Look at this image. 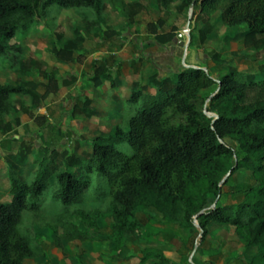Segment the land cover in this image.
<instances>
[{
	"label": "trees",
	"instance_id": "trees-1",
	"mask_svg": "<svg viewBox=\"0 0 264 264\" xmlns=\"http://www.w3.org/2000/svg\"><path fill=\"white\" fill-rule=\"evenodd\" d=\"M156 2L163 11L178 3L180 13L194 4L196 19L203 24L199 30L202 44L218 13L228 28L246 25L245 47L264 53V0ZM53 5L90 10L95 24L105 22L108 6L130 17L145 8L140 0H0V55L11 68L33 76L27 65L40 66L33 57L23 58V45L14 39L18 34L27 35L36 19L48 16ZM162 24V19L151 22L150 33L162 44L173 43L176 28L159 33ZM75 34L76 39L68 40L57 52L58 58L70 60L85 42L80 29H75ZM219 57L217 52L215 59ZM92 66L95 85L106 79L112 88L118 86L116 69L97 63ZM75 81L72 77L65 84ZM215 85L219 89L203 100L209 101L208 108L201 109V92ZM150 87L155 90L150 92ZM38 88L33 80L20 78L15 84L0 80V125L9 130L7 116L31 111L24 100L18 107L15 96L40 104L44 94ZM130 100L140 103L139 109L114 133L95 136L91 151L79 153L80 141L73 151L48 147L28 177L21 171L31 158H37L32 146L22 141L17 152L6 155L12 198L0 201V264H24L26 259L46 256L42 235L33 226H24L27 213L34 222L53 230L60 248L64 240L98 241L99 222L110 217L107 243L115 258L130 237L145 230L140 214L151 208L165 224L180 226L191 235L202 234V243L222 228L233 226L239 237L256 249L248 264H264V72L261 77L231 69L217 79L203 67H188L164 77L151 76L148 84L135 87ZM92 103L88 95L81 96L72 116L93 117L97 111ZM241 170L251 171L255 183L239 190L243 195L239 203L219 205L224 186ZM50 189L51 201L45 206V193ZM78 223L86 230L79 229ZM141 263L181 264L156 247L142 250Z\"/></svg>",
	"mask_w": 264,
	"mask_h": 264
},
{
	"label": "rangeland",
	"instance_id": "rangeland-1",
	"mask_svg": "<svg viewBox=\"0 0 264 264\" xmlns=\"http://www.w3.org/2000/svg\"><path fill=\"white\" fill-rule=\"evenodd\" d=\"M137 0H126L133 3ZM145 8L130 17L128 14H120L108 6L106 20L102 24L94 23L92 11L86 9H62L53 5L48 8V16L36 19L27 35L18 34L14 40L23 45L25 55L23 58H35L40 66L28 64L34 74L27 76L20 70L9 66V61L0 55V80L16 83L22 80H33L39 84L38 91L44 94L40 104H33L28 97L15 96L18 107L22 101L30 102L31 111L26 115L28 121L23 122L15 115L11 118V127L0 125V201H9L12 198L11 185L7 175L6 155L18 151L21 142L30 144L37 158H31L26 167L21 171L23 177H28L36 170L38 162L43 157L46 148H58L60 151L69 149L73 151L77 141H85L91 144L93 136L101 129L108 131L122 120L126 122L130 115L140 107V103L127 100L135 81L141 79L145 82L155 69H171L179 71L182 68L196 65L204 67L213 77L219 78L231 69L242 73L263 77L264 53L247 49L244 45L245 26L228 28L220 20L217 13L212 20L213 29L205 43H200L199 30L203 27L196 17L198 9H186L178 12V3H174L168 10H161L153 0H140ZM193 12L191 31L189 35L185 27ZM162 19L163 24L158 30L165 31L176 28L183 33L184 45H180V39L176 36L173 43L160 45L151 36L147 35L151 30L149 24L152 21ZM75 29H80L86 36V40L79 44L78 50L70 60L58 58L57 52L68 40L76 39ZM121 48L123 58L135 54L139 72H128L125 81H121L119 87L113 89L109 81H102L95 85L92 81L94 75V63L104 67L111 64L116 67L112 51ZM220 57L215 59V54ZM176 56V58H174ZM102 57V59H100ZM184 60V61H182ZM106 64V65H107ZM173 72V71H172ZM170 72V73H172ZM169 73V74H170ZM72 77L76 81L65 84ZM219 87L213 86L204 90L198 99V106L206 110L209 101L203 103L208 96L213 95ZM48 90V93L46 91ZM153 92V91H152ZM133 93V92H132ZM132 93H130L132 95ZM91 97L98 109H113L116 104L123 106L122 116L113 113L110 118H92L85 116L73 117L70 109L81 97ZM39 108L41 110H39ZM120 112V111H119ZM213 114V113H212ZM78 118L84 121L77 120ZM121 123V124H122ZM91 136V137H89ZM86 145V144H84ZM238 149V145L234 144ZM92 146L87 145L79 149L91 151ZM251 171H238L230 178V182L224 186V195L218 201L219 205L239 203L243 195L239 191L244 185L255 183ZM52 190L45 193V206H49ZM145 224V230L139 236L130 237L120 256L111 257L112 251L107 243V237L111 232L112 219L103 218L99 222L98 241H63V247L56 246V235L52 229L34 222L33 216L25 214L24 226H33L34 230L42 235V246L46 256L27 261L25 264H142V250L146 247H156L164 251L174 263L181 264H248L256 249L249 247L239 237L233 226L222 228L216 236H208L202 243L200 233L191 235L188 230L177 225H167L162 220L158 211L151 208L140 214ZM78 228L86 230L82 223ZM150 264V263H146Z\"/></svg>",
	"mask_w": 264,
	"mask_h": 264
},
{
	"label": "crops",
	"instance_id": "crops-1",
	"mask_svg": "<svg viewBox=\"0 0 264 264\" xmlns=\"http://www.w3.org/2000/svg\"><path fill=\"white\" fill-rule=\"evenodd\" d=\"M152 3L153 4H156L157 5V2H156V0H153L152 1ZM158 6V5H157ZM155 21H158V20H155ZM152 22H154V21H152ZM170 31H172V29L171 30H165V31H161V30H159V33H167V32H170ZM178 34H179V32H177V36H178ZM148 36H149V38L151 39V36H153L152 38L153 39H151V40H154L156 43H158V44H160V45H167V44H162V43H160L159 41H157L156 40V34H152V33H150V32H148V34H147ZM151 35V36H150ZM121 48H117V49H115V51L113 50L112 51V53L111 54H113L114 56H112L113 58H114V62L113 63H115V66L116 67H111L112 65L109 63V64H107V61H105L104 63H106V64H104L105 66V68H110V69H116L115 70V73H116V75H115V80L117 81V83H118V86L117 87H119V85H120V83H121V81H125L126 79H124V78H126V74L123 72L124 71V69L126 70V68L128 69V72H130L131 70H132V72H139V70H138V65H137V58L135 57L136 55L135 54H132V55H130V56H128L127 58H123V56L120 54L121 53ZM24 55H25V52H24ZM26 56V55H25ZM174 58H176V56L174 57ZM100 59H102V57H100ZM182 61H184V60H182ZM190 67H199V66H196V65H191ZM204 68V67H203ZM15 70L17 69V70H19L18 68H14ZM184 69H186V67H184V68H182L181 70H184ZM153 70H155L154 72H152L148 77H146L145 78V82H142L141 81V79H139V80H137V81H135V83L132 85V87H131V89H130V93H132L133 91H134V89H135V87H137V85H146V84H148V81H149V78L151 77V76H153V75H155V74H158L160 77H164V76H166V75H168L170 72H172V71H174V70H171V69H155V68H153ZM20 73H21V71H19ZM102 81H106V79H102ZM108 81V80H107ZM9 83H11V82H9ZM11 84H14V83H11ZM117 87H115V88H113V89H116ZM149 90H150V92H152V91H154L155 89L154 88H152V87H150L149 88ZM39 92V91H38ZM40 94H42L41 92H39ZM129 93V96L131 97V94ZM127 100H130V98H127L123 103H122V105L124 104V103H126V101ZM93 102V101H92ZM28 106H30L31 105V103L30 102H28V103H26ZM75 104V103H74ZM92 105L94 106V108L96 109V111H97V114L96 115H94L93 117L96 119V118H98V119H100L101 117H103V118H110L111 116H113V113H112V111L114 112V113H116V115H117V113H120V115L122 116V111H123V106L122 107H120V105L119 104H116L114 107H113V109H109L108 107L107 108H105V109H103V110H101V109H98L97 107H96V105H95V103H92ZM74 106V105H73ZM72 109H73V107L70 109V114H71V111H72ZM39 110H41L40 108H39ZM120 111V112H119ZM28 113H25V112H13L11 115H9V116H7L6 117V120H7V122H9L10 124H12L11 123V120H12V116L13 115H15V119L16 118H21V120L23 121V122H27L28 121V119H27V115ZM72 115V114H71ZM92 117V118H93ZM88 119H91V118H88ZM122 119H123V116H122ZM77 120H79V121H84L83 119H81V118H78ZM85 122V121H84ZM122 123V120L121 121H119V122H117L115 125H114V127H112L110 130H108V131H105V130H100L99 132H97L94 136H93V138L95 137V136H97V135H100V134H112V133H114L115 132V130H116V128L120 125ZM13 125V124H12ZM89 137H91V136H89ZM92 138V139H93ZM85 139V138H84ZM83 139V140H84ZM82 140V141H83ZM82 141H80L81 142V144L83 145V146H87V145H91V144H89V143H87L86 141L84 142V143H82ZM92 141V140H91ZM84 144H86V145H84ZM15 152H17V150L16 151H13L12 153H15ZM27 261H29V260H32V259H26ZM25 260V263L27 262ZM24 263V264H25Z\"/></svg>",
	"mask_w": 264,
	"mask_h": 264
},
{
	"label": "water",
	"instance_id": "water-1",
	"mask_svg": "<svg viewBox=\"0 0 264 264\" xmlns=\"http://www.w3.org/2000/svg\"><path fill=\"white\" fill-rule=\"evenodd\" d=\"M190 8H191V10L193 11L194 8H195V5L192 4V5L190 6ZM192 19H193V12L191 13L190 18H189V21H188V23H187V25H186V27H185V32L189 35V41L191 40V37H190V31H191V22H192ZM178 38L181 40V41H180V45H184V44H185V41H184V35H183V33H179V34H178ZM208 115H209V116H212V115H215V114L208 113ZM215 116H216V118H217V115H215ZM230 175H231V172H229V173L226 175V177H225L224 180H223V183H225V181L228 179V177H229ZM201 235H202V234H201Z\"/></svg>",
	"mask_w": 264,
	"mask_h": 264
}]
</instances>
